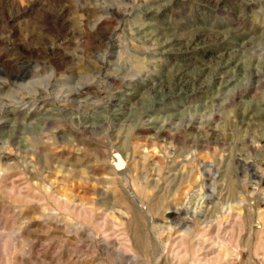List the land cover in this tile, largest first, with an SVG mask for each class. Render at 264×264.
I'll return each instance as SVG.
<instances>
[{"label":"rangeland","instance_id":"374dc122","mask_svg":"<svg viewBox=\"0 0 264 264\" xmlns=\"http://www.w3.org/2000/svg\"><path fill=\"white\" fill-rule=\"evenodd\" d=\"M262 101L264 0H0V264H119L128 220L264 264Z\"/></svg>","mask_w":264,"mask_h":264},{"label":"bare ground","instance_id":"6f19581e","mask_svg":"<svg viewBox=\"0 0 264 264\" xmlns=\"http://www.w3.org/2000/svg\"><path fill=\"white\" fill-rule=\"evenodd\" d=\"M103 20V18L97 20L95 23L96 25H98L99 23H101ZM59 21V20H58ZM57 21V23H58ZM60 25V24H59ZM63 26V25H62ZM62 28V27H61ZM14 33V32H13ZM198 41H204V38H202V35H192V37L189 39L188 42H186L185 46L182 47L185 50L186 49H194L197 47V44H195V42ZM174 44H178L179 42L177 40L174 39H166L163 40L162 44L165 47H171ZM161 44V45H162ZM180 48V49H182ZM179 50V49H178ZM167 51V50H166ZM168 51H170V49H168ZM167 51V52H168ZM138 63V62H137ZM22 64V63H21ZM24 65V64H23ZM26 67L28 68V66L24 65L21 66V71L18 74H22V76L20 78H24V75H28V71L26 70ZM180 75L179 76V81H182V83L185 82V75H183L181 72H179ZM17 77V75H15ZM20 76V75H19ZM50 77H52V72H49V74L47 75V80L45 81V85L44 87L47 89L48 88V84H49V79ZM260 74L258 71L256 72H252L251 73V79L256 83H260ZM178 81V82H179ZM250 84V83H249ZM250 86V85H249ZM249 86H245L243 87L241 90H238V92H233L232 95L230 96V100L231 102L234 100V98L236 96L242 95L244 94L250 87ZM255 86V85H254ZM84 89V87H81L80 89H78L77 91V95L79 92H82ZM229 101V100H228ZM264 102V101H262ZM257 109V108H256ZM254 110V109H253ZM254 113V111H253ZM250 112L246 115L247 119L248 118H254V114ZM245 120V119H244ZM241 122V121H240ZM156 133H159L161 135H163L164 130L162 128L157 129ZM193 141V140H192ZM9 147V146H8ZM205 154V153H204ZM157 158V157H156ZM155 158V159H156ZM175 160V159H174ZM10 158L9 156L5 157V167H9L10 165ZM159 159L157 160L158 163ZM240 162V159L239 161ZM123 167L122 165V160H119V165H118V161H116V167ZM126 169V168H125ZM223 170V169H222ZM224 171V170H223ZM124 173V172H123ZM224 174V172H223ZM231 183V182H230ZM262 185V184H261ZM126 186V185H125ZM130 187V186H129ZM131 189V188H130ZM134 189V188H133ZM136 190V189H134ZM223 190V189H222ZM129 195L132 196V199L134 201H136V203H138L137 199H136V195L134 194L133 191L128 190ZM137 191V190H136ZM3 201H1V204H9V199H5V198H1ZM216 199V198H215ZM32 207V205H31ZM228 209V208H227ZM215 210V209H214ZM133 212V211H132ZM227 213V212H226ZM215 214V213H214ZM213 214V215H214ZM228 214V213H227ZM260 214L264 217V210L260 211ZM142 215V214H141ZM223 215V214H222ZM221 215V216H222ZM122 216V215H121ZM212 216V215H211ZM225 216V215H224ZM211 218V217H210ZM45 219V218H44ZM131 219V216L130 218ZM222 219V218H221ZM233 219V217H232ZM231 219V221H233ZM146 220V219H145ZM149 220V219H148ZM251 220V219H250ZM220 221V220H218ZM224 221V220H223ZM108 222H110L108 216L103 218V225H106ZM121 222V221H120ZM26 223V222H25ZM135 223V222H134ZM131 221H124L121 223V225L123 226V231H131L132 235H131V241H133L134 243V247L131 248L130 252H127L125 250L126 246L124 245V243L122 241H110L107 238L101 236L100 239V245L102 248L109 250L111 252H114L115 254H117L118 257V263L119 264H135L137 263L138 258L142 257L145 264H206L207 262V256H208V252L205 251V246L201 245L200 246V251L196 252L195 255H190L189 251L184 250L182 253L175 251L172 246H171V242H170V233L169 230L171 229V227H166L165 229L167 230L165 233V238L162 240L160 239V237L158 238L157 236L155 237V235H150L149 233H144V231H142L135 223V225H132V229H131V224H134ZM149 223V222H148ZM143 224V223H142ZM207 224H210V222L207 221ZM115 225V224H114ZM200 225V224H199ZM149 226V225H148ZM209 226V225H208ZM217 226V225H216ZM229 226V225H227ZM223 227V226H222ZM232 227V226H231ZM230 227V228H231ZM131 230H130V229ZM147 228V227H145ZM121 229V228H120ZM233 229V228H232ZM108 229L106 228L104 231H107ZM84 232V231H83ZM229 232V231H228ZM87 233H90V230H87ZM152 233V232H151ZM222 233V232H221ZM225 233V231H224ZM207 234V233H206ZM214 245L213 248L211 249L212 255L214 256V260L216 261L214 264H220L219 258L220 255L219 253H216V249H223L224 253L226 255L230 254L231 251V247L232 244L230 243V238L228 237L226 239L225 243H221L218 237V233L216 232L214 234ZM40 241V240H39ZM211 244V243H210ZM129 246V245H128ZM131 246V245H130ZM130 248V247H128ZM209 248V247H208ZM238 251V250H237ZM210 252V253H211ZM237 256H239V252H237ZM36 257V256H35ZM209 258V257H208ZM24 260V259H23ZM90 260V259H89ZM141 261V260H140ZM25 262V261H24ZM225 264H232V261L226 259L225 260Z\"/></svg>","mask_w":264,"mask_h":264},{"label":"water","instance_id":"95a60500","mask_svg":"<svg viewBox=\"0 0 264 264\" xmlns=\"http://www.w3.org/2000/svg\"><path fill=\"white\" fill-rule=\"evenodd\" d=\"M118 165H119V161H118Z\"/></svg>","mask_w":264,"mask_h":264}]
</instances>
